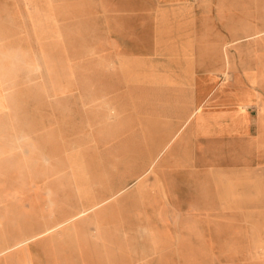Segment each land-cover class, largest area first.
I'll return each mask as SVG.
<instances>
[{
	"label": "crops",
	"instance_id": "obj_1",
	"mask_svg": "<svg viewBox=\"0 0 264 264\" xmlns=\"http://www.w3.org/2000/svg\"><path fill=\"white\" fill-rule=\"evenodd\" d=\"M36 31L59 33L55 64H129L140 103L118 159L146 166L98 180L115 192L98 216L39 232L0 216V264H42L32 241L75 227L77 264H264V0H0V208L37 171L2 108L37 63Z\"/></svg>",
	"mask_w": 264,
	"mask_h": 264
},
{
	"label": "rangeland",
	"instance_id": "obj_2",
	"mask_svg": "<svg viewBox=\"0 0 264 264\" xmlns=\"http://www.w3.org/2000/svg\"><path fill=\"white\" fill-rule=\"evenodd\" d=\"M58 37L59 33L35 32L37 63L29 73H21V80H10L13 86L20 84L12 102L7 95L2 99L5 120L16 123L19 115L17 130L25 132L20 137H29L34 147L30 156L37 171L29 181L4 188L0 216L17 220L21 223L18 228H33L35 232L78 214L98 216L102 205L115 195L105 196L107 187L98 180L106 181L109 170L146 166V161L139 159H118L125 137L121 119L140 103L138 84L123 73L129 64L112 63L107 58L93 63L88 56L83 63L55 64L50 55L51 47L59 45ZM115 109L127 110L119 113ZM110 125H117L120 133ZM3 133L7 147L18 141L16 152L24 156L27 145L16 139L14 129L4 127ZM31 168L20 167L18 172H31ZM111 178L117 182L119 176ZM76 233V227L57 229L33 240L32 250L41 256L42 264H77ZM91 234L89 229L87 235Z\"/></svg>",
	"mask_w": 264,
	"mask_h": 264
}]
</instances>
